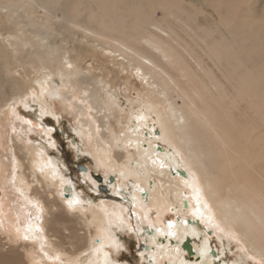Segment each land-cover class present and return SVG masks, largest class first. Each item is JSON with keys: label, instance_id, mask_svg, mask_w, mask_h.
Masks as SVG:
<instances>
[{"label": "bare ground", "instance_id": "obj_1", "mask_svg": "<svg viewBox=\"0 0 264 264\" xmlns=\"http://www.w3.org/2000/svg\"><path fill=\"white\" fill-rule=\"evenodd\" d=\"M180 2L0 0V264H112V228L130 222L118 202L83 203L31 143L34 124L18 110L30 109L31 90L42 125L55 114L52 98L62 100L107 173L130 180V200L119 183L112 192L134 205L150 263L216 264L208 228L237 234L264 260V146L253 137L264 131V26L214 3L215 26L205 27L200 9ZM158 9L171 18L157 20ZM90 52L105 64L100 77L83 64ZM4 83L12 94L1 95ZM124 95L130 111L118 105ZM73 196L81 203L70 210ZM148 208L176 221L152 227Z\"/></svg>", "mask_w": 264, "mask_h": 264}, {"label": "rangeland", "instance_id": "obj_2", "mask_svg": "<svg viewBox=\"0 0 264 264\" xmlns=\"http://www.w3.org/2000/svg\"><path fill=\"white\" fill-rule=\"evenodd\" d=\"M181 3L184 7H193L198 10L200 9L202 13L200 12L197 18L205 19L203 21V26L205 27L210 26L214 28L215 26L214 23L216 22L218 13L214 11V3L222 4L223 6L221 7L223 12H228L229 15L231 13L233 18L238 21H242L243 24L254 26V29L264 26V0H181L180 4ZM38 14H42L40 10L38 11ZM155 18L157 20H165L171 18V15L168 12L164 14V12L158 9L155 12ZM1 21L2 20H0V24L3 22ZM216 36H218V34L216 32H212L210 37L215 38ZM238 38L239 36H234V39ZM79 40H82L80 36L77 37L76 41L78 42ZM184 40L190 41L189 38H184ZM74 42L75 41L73 40V43ZM72 45L73 44L70 42L67 43V46L71 47ZM196 46V49L199 50L204 48V45L201 42L195 44V47ZM256 53L257 51L254 55ZM86 57H91V59L93 58L94 60L85 58L83 60L84 66L91 70V74L100 73V77L102 74L101 69L105 64L97 59L98 56L94 52L88 53ZM96 65L100 66V68L96 67ZM108 67H111L115 71L117 70V72H119L117 66L108 64ZM20 71L21 70L18 69V72ZM29 75L30 77L32 76V74ZM4 85L5 91L1 95L6 96L7 94H12L13 89L6 83H4ZM116 90H122L125 95H127V92H125L126 88L121 83L116 84ZM130 93L131 98H136L135 91H131ZM125 95L119 98L118 102L120 104L118 105L130 111L133 104L132 101L130 102ZM35 96L36 91L31 90L25 98L26 105L29 106L30 109H26V107L22 104L18 107V110L25 117V119L34 124V130L30 134L31 143H35L43 147V150L47 153L48 158L54 161L60 168L64 177L71 181L75 193L81 198L83 203L90 202L95 206H99L102 201L109 199L112 202H118L126 208L125 212L128 214L130 226L128 225L129 227L126 226L124 229L113 227L112 232L115 235L117 245H109L105 247V251L108 253L111 263L152 264L149 259L150 255L145 249L148 246L150 247V245L139 235L140 233L138 234L136 229L137 227H135L136 223L133 215L134 205L132 202L126 200H130L129 193L132 188L130 180L118 182V178H116L115 173H107L103 164L96 160L89 142L77 134L81 128L79 117H76V114L67 109L62 100L52 98L54 100L53 107L55 114L45 116L43 119L44 125H42L39 122L40 118H38L39 109L33 103V98ZM174 99L177 104L181 103L176 96H174ZM242 110V107L239 106L238 111L234 113L239 114ZM152 117L154 124L153 127L157 131L158 128L155 126L156 118L155 116ZM43 128L50 129L49 133L51 138H47V136H45V130ZM254 136L259 137L260 145L264 146V131L255 132V134H253V137ZM101 145H103V143H101ZM258 149L259 148L257 147V150ZM182 170L187 173L185 169ZM118 183L121 184L122 188L126 189V199L113 194L112 191L114 188L118 190ZM145 213L151 221V226L157 228H164L165 224L168 222H174L177 218L174 213L168 211L163 217H161L160 221H158V213L154 208L146 209ZM181 217L182 216H179L178 218H184ZM185 219L188 220L186 216ZM198 224V226L204 229L205 224L202 221L199 220ZM213 229L208 228L207 233L210 239L212 249L211 252L216 255V264H264V260L253 254L251 249L245 242H243V239H241L240 236H237V234L234 235L231 232H219ZM184 257L187 261H195V258H188L187 253L184 254ZM163 263L166 264L163 260L158 264Z\"/></svg>", "mask_w": 264, "mask_h": 264}, {"label": "snow or ice", "instance_id": "obj_3", "mask_svg": "<svg viewBox=\"0 0 264 264\" xmlns=\"http://www.w3.org/2000/svg\"><path fill=\"white\" fill-rule=\"evenodd\" d=\"M80 203H81V201L78 198H76L75 196H73L71 199H68L66 201L67 207L70 210H74L75 206L80 204ZM169 227H171V224H169ZM37 230H39V229H37ZM169 234L171 235V233H169ZM28 238L29 237L27 235L24 236V239L27 240Z\"/></svg>", "mask_w": 264, "mask_h": 264}, {"label": "water", "instance_id": "obj_4", "mask_svg": "<svg viewBox=\"0 0 264 264\" xmlns=\"http://www.w3.org/2000/svg\"><path fill=\"white\" fill-rule=\"evenodd\" d=\"M160 149V148H159ZM182 175L183 176H185V174L184 173H182ZM112 181V180H111ZM183 248L187 251V253H188V255H192V252H193V250L192 249H190L191 248V246H190V244L189 243H185V245L183 246Z\"/></svg>", "mask_w": 264, "mask_h": 264}]
</instances>
